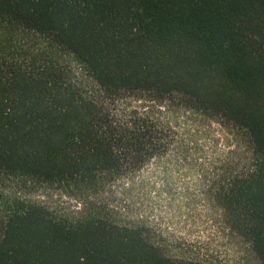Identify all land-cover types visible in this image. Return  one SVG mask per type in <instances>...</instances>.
<instances>
[{"label": "trees", "instance_id": "1", "mask_svg": "<svg viewBox=\"0 0 264 264\" xmlns=\"http://www.w3.org/2000/svg\"><path fill=\"white\" fill-rule=\"evenodd\" d=\"M175 107L233 133L221 205L264 264V0H0V175L77 203L6 201L0 264H197L101 199L176 148Z\"/></svg>", "mask_w": 264, "mask_h": 264}, {"label": "rangeland", "instance_id": "2", "mask_svg": "<svg viewBox=\"0 0 264 264\" xmlns=\"http://www.w3.org/2000/svg\"><path fill=\"white\" fill-rule=\"evenodd\" d=\"M169 119L178 135L176 148L151 161L132 182L113 184L101 199L122 217L141 220L145 234L156 237L161 250L173 258L197 264H258L221 205L220 195L229 186L221 183L239 169L238 142L229 126L180 107L170 110ZM214 180L218 184H211ZM19 195L55 208L77 205L29 172L24 177L2 174L0 220L6 201Z\"/></svg>", "mask_w": 264, "mask_h": 264}]
</instances>
